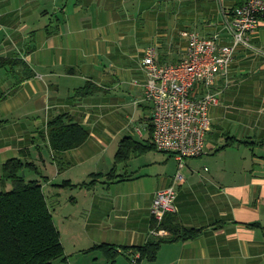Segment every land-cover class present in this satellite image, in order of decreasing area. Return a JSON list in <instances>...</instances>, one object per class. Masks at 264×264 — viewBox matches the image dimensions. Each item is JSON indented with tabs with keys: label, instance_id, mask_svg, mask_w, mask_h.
Listing matches in <instances>:
<instances>
[{
	"label": "crops",
	"instance_id": "0c3cea01",
	"mask_svg": "<svg viewBox=\"0 0 264 264\" xmlns=\"http://www.w3.org/2000/svg\"><path fill=\"white\" fill-rule=\"evenodd\" d=\"M168 1L0 0V58L25 65L14 72L0 71V180L3 164L20 158L22 151L35 166L43 161L44 150L53 160L41 133L49 120L63 114L82 126L88 139L63 154L62 160L72 168L88 169L91 163L106 168L87 173L89 180L64 179L77 187L60 188L63 182L46 181L49 197L60 198L63 190L75 193L71 201L78 212L61 217L59 224L67 244L54 222L69 264H110L101 251L85 253L104 244L129 260L133 249L153 239L152 204L157 192L172 185L175 172L165 167L155 172L156 167L148 174L138 173L155 163L134 168L131 159L154 150L123 162H117L116 155L125 140L142 147L153 144L152 106L127 79L136 75L138 58L150 46L157 48L161 62L182 53L185 41L180 35L188 27L182 28L180 38L171 31ZM242 4L243 0H223L227 9ZM156 7L158 14H153ZM218 17L215 22L203 24L199 19L191 24L200 35L220 33L228 43ZM263 30L250 36L252 46L263 54L237 52L230 85L210 109L205 154L185 159L180 170L184 183L176 189L173 214L184 227L203 229L202 235L194 241L164 244L154 263L140 264H264ZM29 72L32 75L26 78ZM118 163H124L123 169L110 180L108 175ZM177 166L178 171V162ZM96 174L101 177L94 185L80 186ZM25 177L34 180L27 172ZM98 252L97 263L78 260ZM113 264L125 263L116 258Z\"/></svg>",
	"mask_w": 264,
	"mask_h": 264
},
{
	"label": "built area",
	"instance_id": "2783aa9c",
	"mask_svg": "<svg viewBox=\"0 0 264 264\" xmlns=\"http://www.w3.org/2000/svg\"><path fill=\"white\" fill-rule=\"evenodd\" d=\"M220 4L221 26L229 39L215 33L204 37L197 32H183L182 56L175 63L161 62L155 47L143 53L142 82L133 85L143 92L144 101L152 106V143L155 150L170 154L179 164L172 185L157 192L151 209L155 226L153 238H165L169 233L159 226L168 213H173L176 189L184 183L180 170L185 159L205 154V140L211 128L210 109L220 103V95L230 85V71L236 54L245 49L263 54L250 42V36L264 27V0H243L234 8ZM222 82L220 85L219 83ZM131 264L140 255L130 252Z\"/></svg>",
	"mask_w": 264,
	"mask_h": 264
},
{
	"label": "trees",
	"instance_id": "16d2710c",
	"mask_svg": "<svg viewBox=\"0 0 264 264\" xmlns=\"http://www.w3.org/2000/svg\"><path fill=\"white\" fill-rule=\"evenodd\" d=\"M24 67V63L17 59L0 58V71H13L16 67ZM30 72L26 75L29 78ZM19 82V80L17 81ZM85 90L78 91L82 96L87 94ZM152 132V126H150ZM41 138L48 144L58 171L62 172L70 167L64 162L63 154L83 145L88 139L86 130L78 125L69 114L53 117L48 121ZM122 142V147L116 155L117 162L128 160L131 155L143 154L155 150L154 145H146ZM27 153V152H25ZM24 152L20 158L6 161L2 166V182H10L12 189L9 192H0V264H69L61 243L60 233L55 227L50 208L43 193V186L36 180H26V172H37L36 166L28 161ZM109 179L117 178L115 168L112 169ZM99 178L101 175H92L91 178ZM80 185L90 187L94 185ZM60 188L77 187L68 181L59 185ZM155 226L153 221L152 227ZM169 233L165 238H153L144 246L131 251L138 253L140 258L136 264L143 261L154 262L162 245L189 242L198 239L203 229H190L184 227L175 214L168 213L164 216L160 226ZM101 251L107 261L113 264L120 251L109 245L95 246L85 253ZM126 251V249H124ZM128 255L129 252H124ZM130 261V258H129Z\"/></svg>",
	"mask_w": 264,
	"mask_h": 264
},
{
	"label": "rangeland",
	"instance_id": "374dc122",
	"mask_svg": "<svg viewBox=\"0 0 264 264\" xmlns=\"http://www.w3.org/2000/svg\"><path fill=\"white\" fill-rule=\"evenodd\" d=\"M168 6L170 9L169 18L171 21V31L178 38H180V36H179L180 32H181L182 28H184V27H188V29L186 31H189V32L197 30V29H195L194 24H191V22H193L194 20H197V22H198L200 19V20H202V22H204L203 24H206L208 22V20H211V21L214 20V22H215L219 18L218 17V14H219L218 11H219L220 4L217 0L216 1L215 0H195L192 2H189V1L183 2L182 0H169L167 7ZM158 11H159V8L156 7L151 12L153 14H158ZM164 13H165V19H167L168 16L166 15V13H167L166 8L164 10ZM219 20H220V18H219ZM221 22H222V20L220 21V23ZM190 28H193V29H190ZM262 32L264 33V30ZM130 35H134V30L130 31ZM202 35L207 36L208 34L202 33ZM178 55L181 58L182 53H180ZM178 55H174V56L172 55V56L164 57V58H162V60H163L162 62L175 63V62L180 60ZM141 60H142L141 58L140 59L138 58L136 75L135 76L132 75L127 79V80H129L128 84L130 86H132L134 82H136V81L142 82L144 79V74L141 71V62H140ZM128 84H125L124 86H126L127 88H130V86ZM136 88L139 90V88L137 86L136 87L134 86V90ZM141 95H143V92H141ZM143 98H144V96H143ZM146 104H150V103H146ZM43 128L44 127L42 126V129ZM134 138L135 139L138 138L136 134H134ZM171 157L172 156L168 153L163 154V153H160V152L154 150V151H152L148 154H145L143 156L133 157L131 160L134 161L132 163V166H134V168L142 167L143 166L142 164H144V163L149 164L150 161L152 163H155L152 165H150L151 164L150 163L148 166L142 167L140 169V171L138 172L139 174H148L147 172L154 170L156 167L157 168H156L155 172L157 171V169L159 171H162V168L165 167L166 169L170 170L172 173L175 172L174 175H176L177 169H178L177 162L174 160L173 157L172 158ZM106 163L108 164V162H106ZM106 163H105V166L107 165ZM124 163H118L117 165H115V167H114L115 171L116 172L122 171ZM112 167L113 166L111 164V167H109V168H112ZM105 169H104L103 165L96 166L94 163H91V165L89 166L88 169H85V168L83 169L82 167L74 166L73 168L70 167L66 171H63L66 173L59 172L58 167L56 166L55 163H53V160L50 157V154L47 152V150H44L43 161L37 162V165H36V171L37 172L33 171V172H27V173L34 180L38 181L41 185L44 184V187H45L47 179L49 181L55 180V181H57V183L64 182V179H67V178H71L73 181H82V180L85 181L87 179L88 180L90 179L89 175H87V173L89 174V173H95V172H100V171L102 172ZM57 172H59L60 174L57 175ZM62 173H63V175H62ZM91 179L97 180L96 177H93ZM1 183L2 182L0 180V192L11 191L12 186H11L10 182H6V184H1ZM55 184L56 183H54V185ZM48 189H49V186L48 187L46 186L44 188L43 193L46 196L48 206L50 207V210L53 214V217L55 220L54 222L56 223V225L60 229L59 224H60V220L62 219L61 217L65 218L70 214H76L78 212V209H76V206L71 201V198H72V196H75V193L72 192L71 190H63L60 198L55 199V197H53V195H50V197L48 196V194H49ZM80 209H83V208L80 207ZM60 230L62 232L64 242H65V244H67L68 236H66V233L64 230H62V229H60ZM96 255H101V254L98 252V254H93V255H89V256H86V255L80 256L78 258V260L83 259V261L88 260L91 263H97L98 262L97 259L95 260ZM101 257H103V256H101ZM117 258H119V260L123 261L125 264H131V262H129V260H127L126 257L123 255H119ZM71 260L72 259H70V261ZM78 260H76L77 263H78ZM71 263H72V261H71ZM81 263H82V261L79 262V264H81ZM149 263H154V262H149ZM53 264H60V261L59 260L54 261ZM98 264H104V263L99 262Z\"/></svg>",
	"mask_w": 264,
	"mask_h": 264
}]
</instances>
